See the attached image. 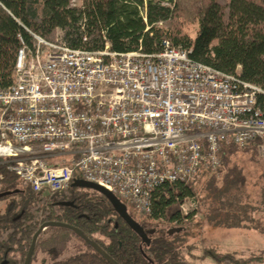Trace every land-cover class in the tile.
<instances>
[{"label":"built area","instance_id":"1","mask_svg":"<svg viewBox=\"0 0 264 264\" xmlns=\"http://www.w3.org/2000/svg\"><path fill=\"white\" fill-rule=\"evenodd\" d=\"M11 84L0 89V165L36 194L39 222L71 182L96 184L147 220L153 194L221 167L224 144L264 157V91L190 58L163 41L159 53L74 49L18 36ZM0 179L1 176H0ZM198 214L195 196L179 204ZM174 222L171 226H178Z\"/></svg>","mask_w":264,"mask_h":264},{"label":"trees","instance_id":"2","mask_svg":"<svg viewBox=\"0 0 264 264\" xmlns=\"http://www.w3.org/2000/svg\"><path fill=\"white\" fill-rule=\"evenodd\" d=\"M57 31L69 47L89 52L102 51L108 43L110 51L115 53L141 50L152 54L162 50L163 41H169L175 48L189 50L192 60L225 74L238 73L241 80L264 91V0H0V89L12 82L20 47L18 36L32 47L33 35L54 41ZM258 99L264 104V96ZM245 152L259 157L255 147L240 149L224 144L221 167L213 172H200L193 182L207 176V189L217 197L237 189L244 179L241 170L231 161ZM0 176V194L10 193L0 197V201L15 197L0 212V264H23L33 235L48 221L81 230L118 264H190L177 238L170 240L163 234L146 240L140 238L105 197L99 202L89 200L72 189L73 182L68 197H61L63 201L58 193L47 197V202L38 210L44 212L57 206L60 212L51 210L39 222L32 208L40 202V195L3 165H0ZM193 182L158 189L153 194L152 212L147 220L130 216L143 228L148 220L170 225L178 222L179 226L183 223L180 202L196 195ZM220 211L216 209L215 215ZM238 212L242 218L232 227L264 232L262 224L243 218L246 209ZM244 222L246 226L241 225ZM72 238L79 240L85 250L59 259ZM39 251L47 254L49 264H108L64 228L51 227L41 233L30 264ZM203 256L215 264L264 263V251L238 259L231 253L220 254L210 249L204 250Z\"/></svg>","mask_w":264,"mask_h":264},{"label":"rangeland","instance_id":"3","mask_svg":"<svg viewBox=\"0 0 264 264\" xmlns=\"http://www.w3.org/2000/svg\"><path fill=\"white\" fill-rule=\"evenodd\" d=\"M74 3L77 1H72V4ZM231 163L232 165L235 163L241 170L244 183L237 189L217 197L207 189V176H200L192 185L196 194L195 198L198 201L197 217H190L187 222H183L179 226H171L164 221L148 220L145 222L147 225L144 229L154 231L150 238L160 236V234L170 240L177 238L182 253L190 264H215L209 257L203 256L204 250L211 249L220 254L231 253L238 259L247 258L253 254L258 255L264 251V232L261 234L259 230L232 227L238 223L239 218H242L238 210L243 208L246 209V217L243 218L252 219L254 224L259 222L264 228V157H254L250 152L239 153ZM219 185L221 186V183ZM72 189L81 192L89 200L97 202L103 200L102 195L94 190L75 186H72ZM12 201H15L13 196L1 200L0 212L3 213ZM121 202L129 215L140 221L143 220L126 201L121 200ZM33 209L34 207L32 211ZM216 209H221L218 215H215ZM241 225H245V222ZM172 228L183 230L168 233ZM84 250L85 246L76 238H72L59 259H67L77 254L78 251ZM50 262L47 254L39 251L33 264H49Z\"/></svg>","mask_w":264,"mask_h":264},{"label":"water","instance_id":"4","mask_svg":"<svg viewBox=\"0 0 264 264\" xmlns=\"http://www.w3.org/2000/svg\"><path fill=\"white\" fill-rule=\"evenodd\" d=\"M73 186L85 188V189H91L98 193H100L102 196H104L108 202L111 204L115 212L120 216V218L130 227V229L138 235L142 239H147L150 235L154 233V231H146L143 227H141L137 221H135L127 212L126 207L122 204V202L115 197L112 193L108 192L107 190L103 189L102 187L93 184L88 183L82 180H75L73 181ZM10 193H3L0 194V197H4ZM51 227H57V228H64L72 231L75 235H77L82 241H84L94 252H96L98 255H100L108 264H118L116 261H114L102 248H100L95 242H93L91 239H89L81 230L77 229L76 227L67 225L65 223L56 222V221H48L40 225L36 233L33 235L31 244L28 248V251L26 253L25 260L23 264H30L31 259L35 250V245L38 237L41 235L43 231H45L48 228Z\"/></svg>","mask_w":264,"mask_h":264},{"label":"crops","instance_id":"5","mask_svg":"<svg viewBox=\"0 0 264 264\" xmlns=\"http://www.w3.org/2000/svg\"><path fill=\"white\" fill-rule=\"evenodd\" d=\"M183 229H181V228H172L168 233H171V232H180V231H182Z\"/></svg>","mask_w":264,"mask_h":264}]
</instances>
